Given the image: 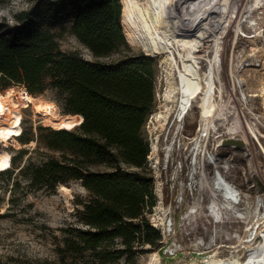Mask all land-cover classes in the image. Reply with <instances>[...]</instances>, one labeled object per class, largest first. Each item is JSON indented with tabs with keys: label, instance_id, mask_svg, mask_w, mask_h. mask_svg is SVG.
<instances>
[{
	"label": "trees",
	"instance_id": "obj_1",
	"mask_svg": "<svg viewBox=\"0 0 264 264\" xmlns=\"http://www.w3.org/2000/svg\"><path fill=\"white\" fill-rule=\"evenodd\" d=\"M69 17L71 33L95 59L128 46L120 0H35L12 24L0 23V87L23 85L33 96L51 90L63 114L83 117L71 131L37 127L38 146L58 157L15 166L26 153L21 150L6 173L18 170L26 193H53L71 182L88 192L89 199L77 203V226L63 231L55 249L58 264L130 263L160 249L162 241L149 218L156 196L144 134L156 109L157 66L144 53L90 62L76 52H62L45 26ZM30 140L23 131L19 141ZM12 189H21V183Z\"/></svg>",
	"mask_w": 264,
	"mask_h": 264
},
{
	"label": "rangeland",
	"instance_id": "obj_2",
	"mask_svg": "<svg viewBox=\"0 0 264 264\" xmlns=\"http://www.w3.org/2000/svg\"><path fill=\"white\" fill-rule=\"evenodd\" d=\"M34 1L0 0V23L12 24L14 16L29 9ZM247 1L241 0V7ZM254 17L258 22L255 37L247 39L239 34L237 41L233 43L234 25L230 23L232 26L227 29L228 32L226 30L227 33L224 34L221 43L223 103L226 105L229 103L232 108L226 109V112L231 110L233 117L237 115V117L228 118L229 122L235 120L240 125L235 137L243 138L244 136L248 140L243 149L218 147L220 135L224 137L220 134L210 137L207 141L201 139L195 150L194 138L197 136L200 124L197 103L192 104L190 114L186 115L181 123L170 114L166 123L162 127L159 126L155 113L163 112L166 106L172 107L174 104L173 99L166 98L168 85L173 82V78L167 75L160 56L149 55L155 60L157 66L156 109L148 117L144 126V134L150 149L147 160L154 179L156 196V206L150 220L160 229L162 241L160 249L140 254L133 262L121 261L118 264H147L152 253L159 255L160 264H189L193 261L205 264L215 256L216 251L223 259L229 260L238 255L242 261L246 262L249 254L262 240L261 235L264 232V152L260 145L264 149V114L261 106L262 98L253 95H260V88L264 86V5L256 10ZM72 21L73 17H69L56 25L45 26L54 34L62 52H76L90 62L95 60L110 62L125 55L147 54L126 40L127 48H121L107 58L95 59L71 33ZM242 29L247 35L255 34L251 33L246 25ZM204 51L199 53V57L205 54ZM250 52H254L252 57L248 56ZM229 68L232 70L233 94L230 88L232 87L231 80L228 79L227 82L225 79ZM11 86L25 88L19 84ZM6 89L0 87V93ZM229 92L232 100L229 99ZM34 97L55 103L59 113L63 114L62 105L51 90ZM21 112L23 117L21 127L31 138L30 142L22 144L17 140L16 143L21 145L18 149L16 143L9 140L6 144L0 143V149L7 150L12 160L21 150L26 151L16 161L15 166L22 165L28 160L39 163L50 156L58 157V154L40 148L34 139L37 127L54 128L45 125L41 119L35 118L31 107L22 108ZM245 122L254 128L260 145L247 134L244 128ZM153 142L158 146L157 158L150 156ZM203 148L206 156L211 153L218 159L217 167L210 161L204 163V171L209 184H212L213 175L218 169L242 197L239 210L243 213L249 211L250 216L247 222H243V219H239L238 222L226 218L224 224H218L211 216L208 208L211 195L205 186L202 190L198 168L192 174V165L195 161V167H198ZM17 171L11 175L6 171L0 172V263L58 264L55 249L58 244H61L63 231L77 226V211L80 209L77 203L88 200L89 194L78 182L66 185L67 192L60 190L59 186L53 193L44 191L26 193V182ZM17 181L21 183V189L13 191L12 187ZM12 198L15 199L14 203H11ZM159 203H162L166 210L163 219L156 209ZM258 204H261L260 215L256 210ZM197 205L198 211L195 218L189 217L192 214V208ZM209 220L213 222L210 223ZM194 233L205 237L210 245H202L200 249L195 248L193 246L194 237L191 236ZM217 244L221 245L219 249Z\"/></svg>",
	"mask_w": 264,
	"mask_h": 264
},
{
	"label": "bare ground",
	"instance_id": "obj_3",
	"mask_svg": "<svg viewBox=\"0 0 264 264\" xmlns=\"http://www.w3.org/2000/svg\"><path fill=\"white\" fill-rule=\"evenodd\" d=\"M240 1L121 0L120 23L127 42L141 48L148 55L160 56L167 75L173 78V82L168 85L166 98L173 99L174 104L172 107L166 106L163 112H156V122L162 127L171 114L181 123L185 116L190 114L192 104L197 103L200 124L197 136L194 138L195 150L201 139L207 141L210 137H216L222 133L233 134L240 129V125L235 120L228 121L225 111L227 105L223 103L221 43L224 34L228 32L227 29L232 24L234 25L233 43L237 41L239 34L247 39L255 37L258 22L254 15L256 10L264 5V0H248L243 7ZM244 25L255 34L243 33ZM203 50L205 54L199 57V53ZM253 55L254 52L248 54L250 57ZM23 92V88L10 86L0 93V143L6 144L11 138H13L12 142L16 143L14 136L21 134L19 121L22 108L31 107L35 118L41 119L45 125L54 129L71 131L82 123V115L60 114L55 103ZM260 92V95L254 94L253 96L262 98L261 106L264 114V86L260 88ZM244 128L247 134L259 143L252 125L245 122ZM242 139L246 144L247 138L243 136ZM15 145L18 149L21 148L19 143ZM217 146L220 147L218 143ZM260 147L264 152L263 147L261 145ZM157 152L158 146L153 142L150 156L157 158ZM10 159V153L5 149H0V172L9 168ZM205 161H210L217 167V157L211 153L206 156L203 148L198 167H195V161L192 165V174L198 168L202 190L205 186L211 195L208 203L211 216L218 224H224L226 218L238 222L239 219H243V222H247L250 214L249 211L240 212L242 197L238 190L224 178L218 169L215 170L212 184H209L204 171ZM59 188L62 191H68L64 185ZM248 204L250 206V203ZM198 205L192 208L193 211L189 217L195 218ZM260 205L258 204L257 211L260 210ZM156 209L163 219L166 210L162 203H159ZM258 213L261 214L260 211ZM209 222L213 221L209 220ZM191 236L194 237L193 246L195 248L200 249L202 245H210L207 239L199 236L198 233ZM261 237L262 240L249 254L246 262L242 261L238 255L229 260L223 259L216 251L215 256L205 264H264V232ZM217 247L219 249L221 245L217 244ZM147 264H160L159 255L150 254ZM189 264L200 263L193 261Z\"/></svg>",
	"mask_w": 264,
	"mask_h": 264
},
{
	"label": "built area",
	"instance_id": "obj_4",
	"mask_svg": "<svg viewBox=\"0 0 264 264\" xmlns=\"http://www.w3.org/2000/svg\"><path fill=\"white\" fill-rule=\"evenodd\" d=\"M256 66V65H255ZM228 74H227V76H225V79H226V81L228 82L229 80L228 79H230L231 80V86L232 87H230L231 88V90H232V94H233V91H234V83H233V78H232V70L229 68L228 70ZM222 83H223V81H222ZM237 83V82H236ZM239 84V83H238ZM237 84V85H238ZM223 86H224V84H223ZM23 88V87H22ZM23 90H24V94H26L27 93V91H26V89L25 88H23ZM228 96H230V100H232V95H231V93L229 92V94H228ZM242 94H241V99H242ZM227 109H229L231 106L229 105V103L227 104ZM230 109H232V108H230ZM21 114H22V112H21ZM235 114V113H234ZM233 115V112L230 110L229 112H227V117L229 118H231V116ZM233 117V116H232ZM234 117H237V115H234ZM233 117V118H234ZM22 116H21V119H20V121H19V125H20V127H21V124H22ZM22 132H23V129H22V127H21V134H22ZM21 134L20 135H17V136H14V139H15V141H17V140H19V138H20V136H21ZM223 135H224V137H235V133H233V134H225V133H222ZM221 138H223V136H221L220 135V139ZM12 139L13 138H11L10 139V141L12 142ZM219 139V140H220ZM218 144H219V142H218ZM10 169H12V157H11V159H10V166H9V168L8 169H6L5 171H7V170H10ZM3 172V171H2ZM153 210H154V208H153ZM152 215V214H151ZM150 215V216H151ZM150 216H149V218H150ZM151 221V220H150ZM152 223V222H151ZM153 226H155V225H153ZM156 227V226H155Z\"/></svg>",
	"mask_w": 264,
	"mask_h": 264
},
{
	"label": "water",
	"instance_id": "obj_5",
	"mask_svg": "<svg viewBox=\"0 0 264 264\" xmlns=\"http://www.w3.org/2000/svg\"><path fill=\"white\" fill-rule=\"evenodd\" d=\"M120 6H121V11H122L121 0H120ZM123 35H124V33H123ZM124 37H125V35H124ZM146 55H148V54H146ZM219 145L221 147H230L233 149H243L245 147V142L243 141V139L241 137H223L219 140Z\"/></svg>",
	"mask_w": 264,
	"mask_h": 264
}]
</instances>
